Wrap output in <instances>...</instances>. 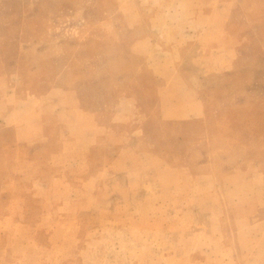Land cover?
I'll use <instances>...</instances> for the list:
<instances>
[{
  "label": "rangeland",
  "instance_id": "1",
  "mask_svg": "<svg viewBox=\"0 0 264 264\" xmlns=\"http://www.w3.org/2000/svg\"><path fill=\"white\" fill-rule=\"evenodd\" d=\"M0 264H264V0H0Z\"/></svg>",
  "mask_w": 264,
  "mask_h": 264
},
{
  "label": "crops",
  "instance_id": "2",
  "mask_svg": "<svg viewBox=\"0 0 264 264\" xmlns=\"http://www.w3.org/2000/svg\"><path fill=\"white\" fill-rule=\"evenodd\" d=\"M198 116H199V114H198ZM239 132H240V131H239ZM239 132H238V133H239Z\"/></svg>",
  "mask_w": 264,
  "mask_h": 264
}]
</instances>
